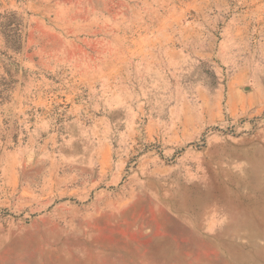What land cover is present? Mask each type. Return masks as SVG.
Wrapping results in <instances>:
<instances>
[{
    "label": "rangeland",
    "instance_id": "rangeland-1",
    "mask_svg": "<svg viewBox=\"0 0 264 264\" xmlns=\"http://www.w3.org/2000/svg\"><path fill=\"white\" fill-rule=\"evenodd\" d=\"M0 264H264V0H0Z\"/></svg>",
    "mask_w": 264,
    "mask_h": 264
}]
</instances>
